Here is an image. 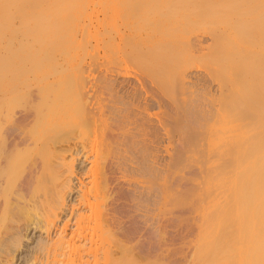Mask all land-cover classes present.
<instances>
[{
  "label": "bare ground",
  "instance_id": "bare-ground-1",
  "mask_svg": "<svg viewBox=\"0 0 264 264\" xmlns=\"http://www.w3.org/2000/svg\"><path fill=\"white\" fill-rule=\"evenodd\" d=\"M155 1L170 18L195 0ZM199 1L237 39L264 41V0ZM0 3L10 20L0 37V264H48L55 253L70 264H264L259 38L248 41L262 51L249 56L208 52L222 44L220 32L195 36L163 61L149 56L148 64L136 50L145 68L134 74L74 69L39 49L42 9ZM138 16L128 25L135 37ZM94 38L86 42L92 58L106 42ZM232 54L237 79L226 64ZM45 59L53 66L40 67ZM176 73L186 87L210 83L216 100L175 98Z\"/></svg>",
  "mask_w": 264,
  "mask_h": 264
},
{
  "label": "rangeland",
  "instance_id": "rangeland-1",
  "mask_svg": "<svg viewBox=\"0 0 264 264\" xmlns=\"http://www.w3.org/2000/svg\"><path fill=\"white\" fill-rule=\"evenodd\" d=\"M23 1L32 9L34 7L42 9V13L45 15L43 21L46 22L47 28L44 31L43 44L39 48L42 50L43 56L49 57L54 55L62 65L69 66V68L79 69L82 67V63L85 66L91 63V67L98 69L120 68L127 69L131 74H134L145 68V64L133 58L136 50L148 55L145 62L149 64V56L154 58L155 61H163L174 53L181 52L182 47L186 46L188 48L195 36L204 34L211 38L213 34L220 32L224 34L222 44L215 45L209 41L210 47L207 49L208 52L217 53L220 48L225 47V50L228 52H240L241 55L249 56V54H252V50L253 52H255L254 50L256 52L259 51L258 49L262 51V46H256V49H254V45L249 43L248 40H254L255 37L253 39H241L238 37L237 39L232 26L222 23L221 19L217 20L215 17L213 18L211 16L212 9L206 8L199 0L189 2L177 16L170 18H166V15H164L166 14V9L164 8L165 3L155 0L143 4L141 2L140 4L135 3V0H106L102 5H96V0ZM32 11V14H34V10ZM215 12H218V10L214 9ZM4 13V5L0 3V37L7 34L6 30L10 23V20ZM138 14H141L145 19L141 23L139 21L138 36L136 35L137 37H135L129 32L128 25L132 24L134 19L139 17ZM197 14H200V16ZM79 20H81L80 23H78ZM89 20L92 23L87 24ZM99 21H104V24H100ZM258 36L259 34L256 35L257 38L255 41L258 38L260 40V36ZM94 37L99 42H106L103 47L101 46L102 44L99 45L98 55L92 58L86 42L91 40L95 44L96 42L93 41L95 39ZM139 37L141 38L140 40ZM153 37L154 39H151ZM261 42L264 46V41ZM153 44L154 47H152ZM263 52L264 49L261 53L263 54L262 57L258 55L262 60H264ZM233 56L235 54L231 55L226 64L228 63L227 65L231 66V71L234 74L232 78L237 79V68H239V64L238 61L234 60ZM251 56L255 57L256 55L253 53ZM53 64V61L49 63L48 59H45L39 66L42 68H50ZM206 64L207 62L202 59H196L195 61V66L199 70H204ZM176 75L173 77L172 85V94L175 98H182L184 94L181 95V93L186 91L187 97L200 94L202 99H205V96L207 97L210 94L211 98L208 99L210 104L216 100L218 96V94L216 95L217 91L210 87V83V85L207 83L203 84V86L186 87L183 85L181 75L178 73ZM226 79L227 77H225V80L222 79L223 84ZM213 98L214 101H212ZM20 216L16 215V218L18 220L20 219V222H23ZM65 257L61 259L55 253L48 256L44 261L48 262V264H53L54 261L60 259L64 261L63 264H70L67 259L68 256ZM86 258L82 257L80 261L78 258L75 264H95L92 257Z\"/></svg>",
  "mask_w": 264,
  "mask_h": 264
}]
</instances>
